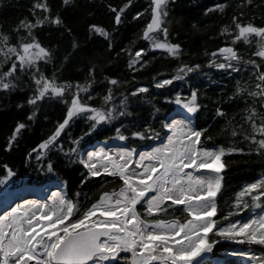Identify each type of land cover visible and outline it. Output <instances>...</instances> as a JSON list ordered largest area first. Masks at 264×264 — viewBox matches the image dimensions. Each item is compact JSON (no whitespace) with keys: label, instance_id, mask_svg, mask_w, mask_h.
I'll return each instance as SVG.
<instances>
[{"label":"snow or ice","instance_id":"obj_1","mask_svg":"<svg viewBox=\"0 0 264 264\" xmlns=\"http://www.w3.org/2000/svg\"><path fill=\"white\" fill-rule=\"evenodd\" d=\"M168 2L150 0L151 16L143 37L150 41L151 46L150 49L140 47L135 50L134 57L128 61L129 70L135 72L145 67L150 62V51L162 50L177 60L182 56L181 46L170 43L168 39L169 32L164 23ZM69 3L70 0H63L65 6ZM248 4H252V0H248ZM106 7L112 17L111 23L118 29L127 17L129 4L109 3ZM215 7L223 10L224 5ZM36 9L45 13L43 18L36 17L34 22L22 20L19 25L27 24V27L18 25L17 29L28 33L30 39L26 43L31 47L27 52L23 46L20 47L17 56H13L7 66L13 80L27 73L25 78L33 88L25 102L31 106L30 114L14 125L4 150L14 151L22 134L37 119L41 102L46 97H57L65 102L64 115L46 138L23 154L22 165L49 175L68 171L67 168L62 169V165H75L76 171L84 169L77 182L79 185L102 177L100 183L103 187L108 177H112L120 182V187L118 191H103L92 201L81 202L80 192H73L71 187H60L43 198L20 197L7 207L0 205V264H201L199 258L212 253L214 247L222 242L247 245L246 248L232 249L233 254L244 258L245 264H264V176L242 186L230 210L218 211L217 201L225 168L223 158L231 154H251L253 148L249 147L245 152L244 147L207 146L210 137H206V122L201 120L204 105L197 90L193 87L182 95L174 87H169L176 81H184L187 74L199 70L201 65L181 63L170 76H154L150 86L136 84L129 91V96H151L149 87L165 89L172 94L161 92L159 95L164 96L169 111L174 104L183 110L184 115L182 118L165 115L159 121V128L145 123L127 136L121 131L122 127L127 131L126 126L109 127L117 116L127 114L124 109L128 105V96L121 97V107L113 103V89L122 83L118 78H105L108 94L103 97L106 107L101 109L88 104L80 96L81 92L88 93V99H91L89 88L94 82V68H88L89 82L84 85L60 84L56 82L55 74L47 77L41 71V63L46 65L52 59L53 48L37 40L33 30L43 28L46 20L49 25L57 26H62L63 20L59 13L51 15L46 3L33 5V16ZM140 15L141 12L137 11L133 18ZM242 16L243 12L232 16L234 35L226 28L221 30V35H233V43L264 36V26L241 23ZM61 31L71 34L72 30L63 26ZM87 34L106 38L107 47L113 49L112 32L90 23ZM72 39L78 40L77 37ZM72 47L76 53L81 51L78 42ZM218 55L223 62L216 59ZM255 55L261 58V65L253 59L255 62L243 64V67L252 65L258 81L255 90L237 88L236 91L259 98L261 111L256 113L249 109L246 119L253 132H259L260 138L248 135L243 139L254 146L256 153L264 156V52L259 50ZM240 61L237 52L227 46L220 47L209 56L210 66L230 70L229 75L240 71ZM17 87L16 83H5L0 88L14 91ZM66 93L70 94L67 100ZM151 102L147 100V103ZM17 107L24 108L23 105ZM216 115L225 116L226 113L217 108ZM257 116L261 120L259 127L255 123ZM79 121L84 122L87 131L74 134L72 130ZM113 132L114 139L125 143L110 144L108 141L113 139ZM236 135L233 131L232 136ZM202 137H205L203 143ZM129 140L152 143L138 149L128 144ZM2 167L4 175L0 176V189H6L17 173L14 165L5 163ZM60 184L65 185L66 182L60 181ZM245 197H249L251 206L259 207L262 214L231 219L250 206ZM170 210L172 213L180 212L184 219L161 218L168 216ZM253 245L259 246L260 251H256Z\"/></svg>","mask_w":264,"mask_h":264},{"label":"trees","instance_id":"obj_2","mask_svg":"<svg viewBox=\"0 0 264 264\" xmlns=\"http://www.w3.org/2000/svg\"><path fill=\"white\" fill-rule=\"evenodd\" d=\"M48 4L51 15L59 13L63 20L62 26L49 25L45 21L43 28L33 30V35L44 46L52 47V59L48 64L41 63V71L47 77L55 74L56 82L80 83L84 85L89 82L88 68H94V82L89 88L91 99H88V93L81 92L82 100L88 104L103 109L106 107L103 97L108 94L106 77L118 78L122 83L113 89V103L121 107L120 99L122 96H128V105L124 111L126 115L117 116L109 127H127L121 128L125 135L130 136L131 131L136 130L138 126L145 123H152L159 128V121L165 115H169L176 109V106L164 103V96L159 95L163 92L165 95H171L165 89L156 90L149 87L148 94L140 96H129V91L136 84L150 86L152 78L160 76H170L181 63L200 64L201 68L193 73L187 74L184 81L174 82L175 91L186 95L190 88H195L198 92L200 102L204 105L201 112V120L206 122L207 146L218 145L228 149L230 147H244L245 152L249 147L253 148L251 154H231L223 158L225 168L222 172L223 186L217 196L218 211H228L232 208L236 193L242 186L252 182L254 178L264 176V156L255 152L254 146L249 145L243 138L248 135H255L260 138L259 132H253L250 123L247 121L248 110L254 109L256 113L261 111V105L258 97L247 95V92H237V88L248 91L255 90L258 81L255 73L252 71V65L243 67L244 63L251 64L256 60L257 65L262 64L261 58L255 53L264 52V36L249 37L248 41L243 39L233 43L235 29L232 22V16L243 12L241 23H253L254 26H264V0H169L167 4V16L164 18L169 32V42L178 43L183 50L179 60L172 58L162 50L149 52V63L140 68L139 71L128 69V61L134 57L137 48H149L150 41L143 38V31L150 20L151 8L150 0H70L68 6L63 4V0H0V87L5 83L11 85L17 84V89L8 91L0 88V176L4 175L3 164L14 165V171L17 173L10 182L8 188H16L22 184L44 185L50 181H65L66 187H71L73 192H80L81 202L94 200L103 191H118L120 182L112 177L101 187V178H93L86 185H79L81 175L84 169L76 171L75 165H62L61 168H67L68 171H59L58 174H46L35 170L27 165H22L23 154L30 151L32 147L46 138L55 123L64 115L66 108L65 102L57 97H46L41 102L40 110L37 113V119L32 121L30 127L22 134L19 145L14 146L15 150L6 152L4 150L6 141L11 135L14 125L23 121L26 115L30 114L31 106L25 102L32 94L33 88L30 81L24 74L18 75L15 80L11 79L12 73H9L7 66L13 56H17L20 47L28 46L26 43L30 39L28 33L24 30H17L20 21H35L36 17L43 18L45 13L36 9V15L33 16V5ZM127 3V17L124 23L117 29L111 23L112 17L108 14L107 4ZM218 4H223V10L216 8ZM137 11L141 12L139 18H133ZM90 23H96L105 31L112 32L113 49L107 47L106 38L99 35H88L87 27ZM21 28L27 27V24L19 25ZM71 28V34L62 32L61 27ZM227 29L233 35H221L222 29ZM23 38L20 40V38ZM72 37H77L74 41ZM79 43L81 51L76 53L72 45ZM123 51H121V47ZM231 46L240 56L242 65L239 72L218 70L209 64L210 54L220 47ZM117 52H120L117 55ZM206 53L208 55H206ZM67 54V58H65ZM19 58V57H18ZM219 62L223 58L217 56ZM235 63V61H233ZM264 67V65H262ZM7 73V75H6ZM135 77V80H133ZM70 94H65V100ZM150 99L152 102L147 103ZM17 105H23L21 109ZM219 108L226 113L225 116H217L216 111ZM156 109L160 111L157 112ZM259 127L261 120L257 116L255 120ZM74 134L87 131L83 121L73 128ZM235 131L237 135L232 136ZM113 139L109 143L120 142L114 139V132L111 134ZM205 137H202V143ZM98 141H94L96 143ZM125 143V142H122ZM128 144L139 148H145L151 141L141 143L140 141H127ZM4 189H0V195ZM2 192V193H1ZM249 207L242 212L237 213L231 219L244 217L253 211H261L259 207H252L249 197ZM139 207V206H138ZM264 207V205H262ZM142 211V209H141ZM159 216V214L154 213ZM164 219H180L184 216L180 212L172 213ZM246 248L247 245L222 242L214 247L213 252L209 253L211 259H221L228 255V252L235 248ZM256 251H260L259 246H252Z\"/></svg>","mask_w":264,"mask_h":264},{"label":"bare ground","instance_id":"obj_3","mask_svg":"<svg viewBox=\"0 0 264 264\" xmlns=\"http://www.w3.org/2000/svg\"><path fill=\"white\" fill-rule=\"evenodd\" d=\"M177 111V110H176ZM173 114V113H172ZM170 115L171 117L175 118H182L184 115L183 110H179L175 112L173 115ZM62 187L61 185L55 183L52 185H46L44 187H35V188H26L20 192L21 195H16V194H10L6 199H4L2 202H0V205L7 207V205L12 201V200H18L20 197H23L26 195L28 192H32L33 197H36L34 195H38L41 193V198L47 196L50 192H55L59 190V188ZM50 198V197H49ZM208 264H245V260L243 259H233L228 262H220L216 263L215 261H211Z\"/></svg>","mask_w":264,"mask_h":264},{"label":"rangeland","instance_id":"obj_4","mask_svg":"<svg viewBox=\"0 0 264 264\" xmlns=\"http://www.w3.org/2000/svg\"><path fill=\"white\" fill-rule=\"evenodd\" d=\"M31 46L30 45H28V46H25L24 47V49H25V51L27 52L28 50H29V48H30ZM176 109H177V111H178V109L179 110H181L180 108H178L177 106H176ZM177 111H175V112H177ZM174 112V113H175ZM173 113V114H174ZM172 114V115H173ZM113 143H117V144H122V142H113ZM113 145V144H112ZM113 146H116V144H114ZM47 185H50V184H47ZM21 187H24L23 189H21V190H17V191H13L15 188H6V189H4L1 193V195H0V201L2 200V199H6L10 194H16V195H21L20 194V192L22 191V190H24V189H26V188H35V187H32V186H30V184H22V185H20ZM44 186H46V185H38L37 187H44ZM219 194V193H218ZM34 196H36V197H33V194H32V192L30 193V192H28L26 195H24L23 197H27L28 199H38V198H41V193L40 194H38V195H34ZM15 200V199H14ZM13 201V200H12ZM11 201V202H12ZM218 201V200H217ZM10 202V203H11ZM9 203V204H10ZM260 214H262L261 213V211H258V212H256V211H253L251 214H247L246 216H244V217H239V218H237V219H242V218H251L253 215H260ZM235 248H238V247H235ZM234 249V248H233ZM209 257V253H207L206 255H203V257L202 258H205V257ZM234 257H240V256H238V255H235V254H233V252H232V249L228 252V255L227 256H224V257H222L221 259H218V261H222L223 259H225V258H229L230 260L232 259V258H234ZM201 258V259H202ZM200 259V258H199ZM200 259V260H201ZM229 260V261H230ZM233 260V259H232ZM228 262V261H227Z\"/></svg>","mask_w":264,"mask_h":264},{"label":"water","instance_id":"obj_5","mask_svg":"<svg viewBox=\"0 0 264 264\" xmlns=\"http://www.w3.org/2000/svg\"><path fill=\"white\" fill-rule=\"evenodd\" d=\"M144 38V37H143ZM227 47H231V46H227ZM233 48V47H232ZM234 49V48H233ZM217 50H215V51H213V52H216ZM212 52V53H213ZM219 56V55H218ZM177 109H175L173 112H171L170 114H169V116L172 114V113H174L175 111H176ZM96 143H99V142H96ZM110 144H116V145H121V143L120 144H117V143H110ZM122 144H124V143H122ZM209 146H217V147H220V146H218V145H209ZM55 183H57V184H59V185H61L60 184V181H50V182H47V183H45L44 185H47V184H50V185H52L53 186V184H55ZM30 186H32V187H37L36 185H30ZM62 187H66V185H61ZM222 186H223V181H222ZM24 187H21V186H19V187H16L13 191H17V190H21V189H23ZM222 189V188H221ZM4 199H2L0 202H2ZM171 220V219H170ZM207 254V253H206ZM206 254H204V255H206ZM201 259V258H200ZM232 259H243L244 260V258H242V257H234V258H232ZM231 259V260H232ZM230 259L229 258H225V259H223L222 261H218V260H216V259H211L210 257H205V258H202L200 261H201V264H208L209 262H211V261H215L216 263H220V262H227V261H229Z\"/></svg>","mask_w":264,"mask_h":264}]
</instances>
